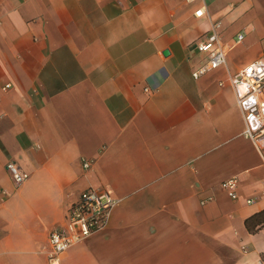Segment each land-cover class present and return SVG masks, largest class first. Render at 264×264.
<instances>
[{
  "label": "crops",
  "instance_id": "1",
  "mask_svg": "<svg viewBox=\"0 0 264 264\" xmlns=\"http://www.w3.org/2000/svg\"><path fill=\"white\" fill-rule=\"evenodd\" d=\"M213 23L225 61L193 79ZM256 58L264 0H0V264H46L86 187L117 202L61 264H264V146L228 80Z\"/></svg>",
  "mask_w": 264,
  "mask_h": 264
},
{
  "label": "built area",
  "instance_id": "2",
  "mask_svg": "<svg viewBox=\"0 0 264 264\" xmlns=\"http://www.w3.org/2000/svg\"><path fill=\"white\" fill-rule=\"evenodd\" d=\"M194 15H201V10L196 9ZM216 28L217 23H213L204 37L195 44L201 57L191 69L193 79L219 67L225 61V49ZM241 37V34H237L235 42ZM228 80L242 115V135L261 148L264 146V58L248 61L237 72L230 74ZM9 87V83L0 85V92L7 91ZM81 165L88 167L89 161L82 159ZM5 170L14 186L28 176L13 161L5 163ZM220 186L230 198L236 197L234 177L222 180ZM262 191L264 192V180ZM116 202L117 199L107 187L82 189L66 208L63 224L52 227L47 234L46 264H61L62 253L72 244L102 230ZM246 202H251V199Z\"/></svg>",
  "mask_w": 264,
  "mask_h": 264
},
{
  "label": "trees",
  "instance_id": "3",
  "mask_svg": "<svg viewBox=\"0 0 264 264\" xmlns=\"http://www.w3.org/2000/svg\"><path fill=\"white\" fill-rule=\"evenodd\" d=\"M261 223H264V218H263V221ZM245 226H246L247 230H249V231L255 230V227L249 225L248 222H247V220H245Z\"/></svg>",
  "mask_w": 264,
  "mask_h": 264
}]
</instances>
